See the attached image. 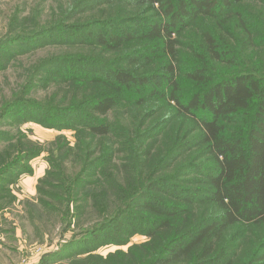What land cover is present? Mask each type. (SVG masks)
Masks as SVG:
<instances>
[{
  "label": "trees",
  "instance_id": "16d2710c",
  "mask_svg": "<svg viewBox=\"0 0 264 264\" xmlns=\"http://www.w3.org/2000/svg\"><path fill=\"white\" fill-rule=\"evenodd\" d=\"M250 1L77 0L72 14L101 15L0 42V70L46 45H81L93 56L42 61L0 103V214L11 186L44 152L22 125L74 130L78 140L69 153L49 149L38 190L47 208H56L48 197L65 205L63 232H79L35 264H264V69L255 67L264 66V8L254 14ZM53 85L78 86L73 101L32 96ZM123 108L138 125L109 117ZM155 135L170 145L154 151L147 142ZM88 136L103 139L87 144ZM68 157L83 162L72 176L61 166ZM135 235L147 240L131 244ZM110 245L119 248L99 253Z\"/></svg>",
  "mask_w": 264,
  "mask_h": 264
},
{
  "label": "rangeland",
  "instance_id": "374dc122",
  "mask_svg": "<svg viewBox=\"0 0 264 264\" xmlns=\"http://www.w3.org/2000/svg\"><path fill=\"white\" fill-rule=\"evenodd\" d=\"M76 1L77 0H0V42L8 35H12L13 32H28L63 21H68V23H84L89 19L101 15L99 13L91 14V12L82 15L72 14L74 9H72V6ZM250 2L248 6L251 11H254V14L259 13L257 12L258 9L264 8L263 5L256 0ZM260 14L264 18V12ZM91 51V49L84 48L81 45H46L38 50L20 55L5 69L0 70V103L8 101L16 94L20 93L22 85L34 75L35 68L42 61L77 54L93 57L91 56ZM114 55V53H107L105 56L107 58H112ZM223 67L224 71L222 73L225 75L229 74V67ZM255 67H257V69H264V66H259L258 61H255ZM225 69H227L229 73ZM77 87L78 86L74 85H53L46 89L37 87V90L33 92L32 96L44 101L54 98L57 103H70L74 99L73 94ZM83 95L84 93L81 91L78 96V101L84 98ZM125 109L126 108L121 109L124 111H119L114 113V115L111 113L109 117H112L111 119H120V121L130 129L132 124L134 122L136 123V121L129 115L131 112H127ZM152 122L153 121H150L149 124ZM138 124L139 120L136 125ZM21 128L25 130L28 135L26 141L32 145H42L41 147L44 149V152L31 160L30 165L33 169V173L24 174L16 184L14 183L11 186L12 193L10 196H12L13 199L12 197L3 199V203H9V206L0 214V264H35L44 253L60 247L64 239H70L74 230H76L75 232H79L78 227L63 232L66 228V222L62 214V211L65 210V205L62 204L60 200H51L48 197L49 203L56 208L54 210L47 208L39 199L40 193L38 190L40 184L39 179L43 178L50 167L47 161V156L50 153L49 149L54 148L55 155L58 154L59 147H61L62 153L73 151L74 148H77L78 143L75 131L47 128L35 122L26 123L22 125ZM5 129L16 132L19 128L17 126H13V128L6 126ZM155 136L154 141L147 142L149 147L153 146L154 151L156 147L160 150L161 147L170 145V140H166V137L163 138L159 135ZM102 139L103 138L96 136H88L85 141L88 142L87 144L95 145L97 142H102ZM4 146L5 144L1 142L0 151ZM123 155H127V152ZM133 155L128 154L127 156ZM14 157V152H12L9 156V160ZM152 163L153 161L150 160L148 163L149 166L145 168L146 172L143 176L147 175ZM82 165L83 162L77 160L75 157H68V159L61 162V166L65 169L66 175L70 176L79 172ZM178 168V165L171 168L167 174L176 173ZM190 178L194 179V181L198 179L196 175L190 176ZM188 179L189 178H187V180ZM0 195L2 197L4 193ZM74 205L76 204H71L70 211L74 210ZM94 216V214H90V216L86 218L84 216L81 221V226L92 222V217ZM78 221L77 219L75 222L78 223ZM248 237L249 233H247L246 238L240 243L238 259L242 258L246 249L249 248ZM251 238L254 240V236H251ZM146 240L147 237L143 235H135L131 240V244L142 243ZM225 240H223V243ZM118 248L119 246L116 245L106 246L101 248L99 253L107 255L109 252ZM121 248L126 250L128 246Z\"/></svg>",
  "mask_w": 264,
  "mask_h": 264
}]
</instances>
